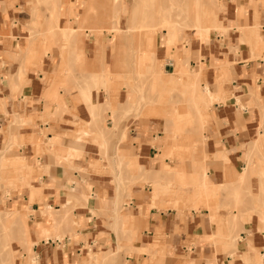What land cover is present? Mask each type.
I'll return each mask as SVG.
<instances>
[{"label":"crops","instance_id":"0c3cea01","mask_svg":"<svg viewBox=\"0 0 264 264\" xmlns=\"http://www.w3.org/2000/svg\"><path fill=\"white\" fill-rule=\"evenodd\" d=\"M26 9L27 6L21 0H0V151L4 147L11 157L24 159L28 170L32 168L34 172L29 183L36 190L34 200L31 201L32 192L28 189L24 203L25 208L33 213L29 215L30 240L34 244L33 252L38 264H81L87 251L85 241L91 248L102 246L103 243L97 242V238L100 234H109L100 225L111 213H115L119 202L113 197V188L117 184L112 174L118 175L119 162H122V171L126 163H137L134 180L140 179L141 170L152 174L166 171L174 180L184 184L187 170L184 166L185 171L162 167L160 164L162 154L158 148L161 139L165 138L162 135L165 120L161 117L164 111L156 105L157 101L153 100L143 109L140 105L139 110L134 108L131 112L128 103L120 100L125 93L118 96L116 102L115 96L111 100L104 89L100 92L95 90L96 85L110 82L105 77L95 79L104 73L98 65L103 57L97 51L102 49L101 44L107 43L92 38L82 39L83 47L80 52L77 51V56L72 52L61 56L57 49L53 55L45 53L43 42L32 38L26 31L29 24ZM236 34L233 30L231 35H235L232 40L235 46ZM213 46L220 52L214 61L216 68L208 69L204 74L211 86L218 79L216 71L225 68L228 61L241 58L235 65L228 67L229 73L223 70L225 73L221 82L224 81L226 85L214 90L216 99L226 98L225 105L215 104L219 116L226 117L220 119L221 129L215 131L220 135L221 144L233 165L230 177L234 181L239 169L247 171L249 177L248 168H243L246 165L243 156L254 138V128L250 120L245 123V128L240 124L239 112L247 116L249 109H239L232 96L241 99L250 90L254 92L253 80L264 76V64L260 62L259 66L254 65L246 49H241L239 57H236L225 37L217 35ZM194 52L205 53V50L199 48ZM165 57L163 55L162 60ZM104 60L108 64L110 56L107 52ZM189 65L200 67L193 61ZM171 66L169 63L163 72L168 83L181 79L186 85L195 86V78H190L188 83L184 82L186 78H181V74L186 75L187 72L182 61L173 65L172 72L167 70ZM230 78H233L231 85L227 84ZM116 81L120 85V80H112V84ZM220 92L223 94L219 96ZM206 96L210 98L207 93ZM170 108L171 105H167L166 117L173 113V108ZM165 144L166 154L169 147ZM215 171V182L212 184L221 186L224 183L223 176L220 171ZM249 183L244 186L246 194L249 189L253 192L258 187L253 181ZM87 185L91 187L90 192L87 191ZM138 187V184L133 185L134 190ZM172 190L173 186L168 185L166 191L161 192L159 185L154 184L152 197L145 196L139 190L133 192L135 197L128 204V209L135 212V218L129 219L127 225L132 231L136 225L148 228L142 234L141 243L134 247L135 250H145L152 257L163 251L166 264H264V232L261 230L264 226L256 215L243 217L250 221L239 224V247L235 253L236 259L232 261L231 256H225L223 251L217 252L215 247L220 244L216 237L226 230L223 219L227 220L229 216L217 209L215 204L213 207L217 211L210 213H178L169 207L171 201L161 196ZM196 193L194 207L197 209L201 202L198 195L201 191ZM177 200L174 199L176 206L180 204ZM252 202L247 197L246 209L249 210ZM75 204L82 206L71 210ZM65 208H69L73 218L83 224L80 230H76L78 241L68 237L72 233L68 229L56 232L55 225L43 218L44 212L54 209L55 213H59ZM212 216L217 224L210 222ZM117 217L120 219L119 215ZM133 219L138 223H133ZM35 224H40L41 231ZM43 234H58L65 238L45 241ZM109 236L113 242L112 234ZM119 246L117 250L121 248ZM258 256L263 259L259 260ZM128 262L137 264L132 260ZM139 264L155 262L143 258Z\"/></svg>","mask_w":264,"mask_h":264},{"label":"rangeland","instance_id":"374dc122","mask_svg":"<svg viewBox=\"0 0 264 264\" xmlns=\"http://www.w3.org/2000/svg\"><path fill=\"white\" fill-rule=\"evenodd\" d=\"M21 1L27 6L25 13L29 24L26 31L32 38L43 42L45 53L53 55V51L57 49L61 56L67 52L77 56V51L80 52L83 47L82 39L92 38L107 43L101 44L102 49L97 51L103 57L98 65L104 73L95 79L105 77L110 82L96 85L95 90L100 92L104 89L111 100L115 96L113 98L116 102L118 96L125 93L120 100L128 103L131 112L134 108L139 110L140 105L143 109L146 104L157 101L156 105L164 111L161 117L165 120V128L162 130L165 138L161 139L160 149L158 148L162 154L160 164L162 167L177 170H184L185 167L187 170L184 184L174 180L166 171L152 174L141 170L140 179L134 180L137 163H126L125 170L122 171V162H119L118 175L112 173L117 184L113 188V197L119 202L116 204L115 213H111L100 225L112 234L113 242L109 234H100L97 238V242L103 243L102 246L91 248L85 241L87 251L81 264H132L128 262L131 260L139 264L143 258L154 260L155 264H166L163 251L152 257L145 250H135L134 247L141 243L143 232L148 231L147 226L136 225V229L132 231L127 225L129 219L135 218V212L128 209V204L135 197L133 192L139 190L145 196L152 197L154 184L159 185L161 192L166 191L168 185L173 186L171 193L161 196L171 201L169 207L178 213L187 211L200 215L217 209L226 213L229 216L227 220L223 219L226 230L216 237L220 244L215 247L217 252H225V256H231L234 261L240 240L239 224L250 221L243 217L256 215L259 223L264 226V76L254 78V92L250 90L241 99L231 95L236 99L239 109H249L247 116L239 112L240 124L245 128V123L250 120L254 128V138L243 156L246 164L243 168H248L249 177L247 171L239 169L236 172L237 177L232 181L230 171L233 165L221 144L220 135L215 131L221 129L220 119L226 118L219 116L215 104L225 105L226 98L216 99L214 90L222 89L226 85L224 81L221 82L225 73L223 70L229 73L228 69L241 58L228 61L225 68L215 72L218 79L214 86L206 81L204 74L208 69L216 68L214 61L220 52L213 46V40L217 35L228 40L229 49L236 57H239L241 49H246L250 53L249 60L254 65L259 66L260 62L264 64V0ZM164 17L167 20L163 21ZM233 30L237 32L236 46L232 43L235 38V35H231ZM252 45H255V49L251 48ZM199 48L204 49L205 53L194 52ZM106 52L110 56L108 64L104 60ZM210 52L212 55H209ZM163 55H166L165 60L161 58ZM51 61L55 62L53 58ZM177 61H182L187 68L186 75L181 74V78H186L184 82L187 83L190 78H195V87L180 83V80L168 83L167 78H164V68L171 63L172 66L167 70L172 72ZM191 61L200 67L189 65ZM77 62L79 64L80 60ZM112 80H120V85L117 81L112 84ZM232 80L230 78L227 84L231 85ZM222 94L220 92L219 96ZM167 105H171L170 110L173 108V113H169L168 117L165 116ZM206 116L208 119H205ZM165 142L169 147L166 154ZM15 160L3 147V151H0V264H38L37 256L33 252L34 244L30 240L29 215L33 213L25 208L24 203L26 191L29 189L30 192H35L29 185L34 172L32 168L28 170L29 166L24 159L20 163ZM214 170L220 171L223 176L224 183L221 186L212 184L215 182ZM250 181L255 182L258 187L253 192L249 189L246 194L244 186L250 184ZM135 184L139 187L134 190ZM86 187L90 192L91 187ZM197 191H201L198 194L201 202L196 209L194 206ZM247 197L253 201L249 210L246 209ZM174 199H178L180 204L176 206ZM32 200L34 196L31 194ZM76 206L82 205L75 204L71 210ZM100 211H103L102 208ZM18 212L21 214H17ZM43 214L44 219L55 225L56 232L68 229L72 232L68 237L78 241L76 230H80L83 224L73 218L69 208L62 209L59 213L52 209ZM213 217L210 222L217 224ZM23 219L29 230L27 236L21 225ZM133 220V223H138ZM35 227L41 231L40 224H35ZM261 230L264 232V227ZM43 235L45 241L65 238L58 234ZM118 244L121 248L117 250ZM258 258L263 259L260 256Z\"/></svg>","mask_w":264,"mask_h":264},{"label":"bare ground","instance_id":"6f19581e","mask_svg":"<svg viewBox=\"0 0 264 264\" xmlns=\"http://www.w3.org/2000/svg\"><path fill=\"white\" fill-rule=\"evenodd\" d=\"M156 14H157V12H156ZM165 19H162L163 21H165V20H167L166 19V17H164ZM206 36H207V34H206ZM172 34L170 35V39L172 40ZM251 48H253V49H255V45H252V47ZM252 50V49H251ZM255 53V52H254ZM158 79V78H157ZM157 81H160V80H157ZM180 82H183L181 79H180ZM159 82H157V84H158ZM160 83H162V82H160ZM197 85V82H195V86ZM194 85H192V87H195ZM191 87V88H192ZM195 89V88H194ZM197 100V99H196ZM199 100V99H198ZM201 100V99H200ZM258 141H256V143H257ZM3 155V154H2ZM225 157V156H224ZM5 158V157H4ZM6 159V158H5ZM8 159V158H7ZM17 163H20L21 162V159H16L15 160ZM36 191V190H35ZM32 196H35V192H32ZM259 212H261V211H259ZM12 213V210H11V212H10V214ZM17 214H21L20 212H18ZM15 216H17V215H15ZM119 218V217H118ZM8 219H10V218H8ZM11 220V219H10ZM120 220V219H119ZM14 223V222H13ZM21 225L25 228L23 231H24V233L26 234V236H27V234H28V232H29V230H28V228H26L25 227V221H24V219H23V222H21ZM28 225V224H27ZM5 227V226H4ZM27 229V230H26Z\"/></svg>","mask_w":264,"mask_h":264}]
</instances>
